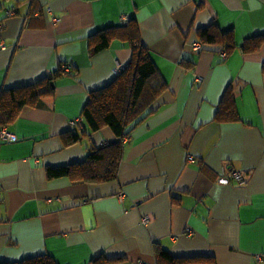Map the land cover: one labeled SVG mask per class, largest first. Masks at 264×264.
Instances as JSON below:
<instances>
[{"label":"crops","instance_id":"obj_1","mask_svg":"<svg viewBox=\"0 0 264 264\" xmlns=\"http://www.w3.org/2000/svg\"><path fill=\"white\" fill-rule=\"evenodd\" d=\"M129 20L166 90L121 139L114 179H49L48 167L119 141L109 128L84 134L81 113L131 61L119 41L89 56L90 37ZM199 31L223 36L207 44ZM261 35L264 0H0V90L60 73L52 96L1 129L14 140L0 139V262L156 264L158 245L195 264H264V43L241 49ZM227 93L238 121L219 123ZM72 131L81 141L65 146ZM221 169L245 182L217 184Z\"/></svg>","mask_w":264,"mask_h":264},{"label":"trees","instance_id":"obj_2","mask_svg":"<svg viewBox=\"0 0 264 264\" xmlns=\"http://www.w3.org/2000/svg\"><path fill=\"white\" fill-rule=\"evenodd\" d=\"M203 43L214 44L222 39L218 31H199ZM114 41L125 42L131 50V61L123 72L107 86L89 93L82 109L81 118L89 130L84 134L98 132L109 128L119 139L115 144L102 148L90 146L85 161L78 164L46 169L47 177H68L74 183L104 182L116 177L121 159L122 138L131 131L150 112L151 105L166 90V85L156 70L147 48L138 39L135 21L129 20L122 26L108 28L93 34L87 45L89 56H94L107 49ZM264 43V35L245 40L241 46L244 53L259 50ZM264 74V66L262 68ZM60 76L59 72L47 75L41 81L19 88L0 90V130L15 123L25 107H36L42 98L53 95L52 83ZM219 123L238 121L234 103L230 94H226L215 114ZM78 126V124H75ZM82 135L68 132L62 139L65 146L81 141ZM100 259L102 262H100ZM203 259L173 258L155 245L156 264H195ZM114 260L98 257L94 264H110ZM0 264H56L51 257L41 255L18 262H0Z\"/></svg>","mask_w":264,"mask_h":264},{"label":"built area","instance_id":"obj_3","mask_svg":"<svg viewBox=\"0 0 264 264\" xmlns=\"http://www.w3.org/2000/svg\"><path fill=\"white\" fill-rule=\"evenodd\" d=\"M13 14H14V11L8 12V16H11ZM55 21H57V20H55ZM0 48H4V45L2 43H0ZM198 48H199V46L196 45V50ZM123 69H124L123 66L117 65L113 70L114 75H119L123 71ZM73 126H75V122L70 123V127H73ZM0 139L4 140V141H12V140H14V137L12 135L8 134L5 130H1L0 131ZM230 181H235V182H238L239 184H243L245 182V179L239 171H232V170L228 171L226 169H221V171L218 174L217 179H216L217 184L227 185V184H229ZM141 222L144 225H146L148 222V219L143 218V219H141ZM257 259L258 260L260 259L259 256L257 257Z\"/></svg>","mask_w":264,"mask_h":264}]
</instances>
